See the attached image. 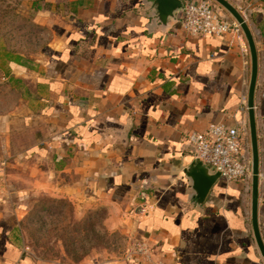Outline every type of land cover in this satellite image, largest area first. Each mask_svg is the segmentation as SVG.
<instances>
[{
	"label": "crops",
	"instance_id": "obj_1",
	"mask_svg": "<svg viewBox=\"0 0 264 264\" xmlns=\"http://www.w3.org/2000/svg\"><path fill=\"white\" fill-rule=\"evenodd\" d=\"M142 1L45 0L38 54L7 59L3 74L22 99L3 118L0 264H44L18 234L31 194L103 208L106 229L142 248L104 264H264L251 223L252 176L220 178L200 211L184 174L194 161L187 132L241 121L249 131L245 36H191L180 12L161 29ZM226 1L246 20L257 51L264 244V0Z\"/></svg>",
	"mask_w": 264,
	"mask_h": 264
},
{
	"label": "rangeland",
	"instance_id": "obj_2",
	"mask_svg": "<svg viewBox=\"0 0 264 264\" xmlns=\"http://www.w3.org/2000/svg\"><path fill=\"white\" fill-rule=\"evenodd\" d=\"M46 7L45 0H0V155L3 118L20 108L22 99L20 86L3 74L7 55L30 60L38 54L47 38L39 14ZM105 215L103 208L77 209L65 198L31 194L25 199L18 234L22 245L44 264L123 261L136 244L106 229Z\"/></svg>",
	"mask_w": 264,
	"mask_h": 264
},
{
	"label": "built area",
	"instance_id": "obj_3",
	"mask_svg": "<svg viewBox=\"0 0 264 264\" xmlns=\"http://www.w3.org/2000/svg\"><path fill=\"white\" fill-rule=\"evenodd\" d=\"M219 6L212 0L185 1L180 11L185 32L191 36L241 35L240 25L232 16L220 13ZM185 139L192 148L193 160L218 172L224 181L237 182L251 178V146L244 121L235 126L210 123L203 131L187 132ZM138 245L136 249L141 251Z\"/></svg>",
	"mask_w": 264,
	"mask_h": 264
},
{
	"label": "water",
	"instance_id": "obj_4",
	"mask_svg": "<svg viewBox=\"0 0 264 264\" xmlns=\"http://www.w3.org/2000/svg\"><path fill=\"white\" fill-rule=\"evenodd\" d=\"M224 8L240 25L242 33L248 44L250 53V79L247 91V110H248V124L250 133V146H251V160H252V178H251V223L253 229V235L257 246L263 256L264 261V244L261 239L257 207H258V179L260 172V158L257 144L256 135V122L254 111V94L258 72V58L257 51L254 44L253 35L246 23L244 17L238 12V10L232 6L226 0H212ZM142 3L146 5V10L152 17L151 23L153 26H158L161 29L167 28V22L169 19L177 20L178 14L182 9L181 0H143ZM186 177L190 179L191 197L195 198V206L198 210H202L204 200L220 179L218 172L212 171L207 165L199 162H191L184 170Z\"/></svg>",
	"mask_w": 264,
	"mask_h": 264
},
{
	"label": "trees",
	"instance_id": "obj_5",
	"mask_svg": "<svg viewBox=\"0 0 264 264\" xmlns=\"http://www.w3.org/2000/svg\"><path fill=\"white\" fill-rule=\"evenodd\" d=\"M7 56H8L9 58H10V57H13V56H10V55H7Z\"/></svg>",
	"mask_w": 264,
	"mask_h": 264
}]
</instances>
